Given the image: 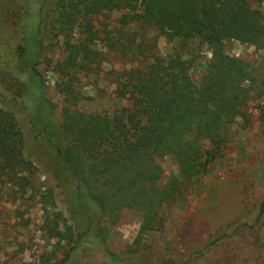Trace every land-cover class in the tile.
<instances>
[{
  "label": "rangeland",
  "instance_id": "obj_1",
  "mask_svg": "<svg viewBox=\"0 0 264 264\" xmlns=\"http://www.w3.org/2000/svg\"><path fill=\"white\" fill-rule=\"evenodd\" d=\"M52 2L0 0V109L18 120L30 162L23 179L9 181L0 174V264H264V215L261 227L242 226L254 224L264 197V93L245 108L248 122L236 119L230 125L203 174L186 178L172 157L159 160V185L174 175L181 191L161 206L160 228L141 233V213L135 210L123 209L112 223L97 220V207L89 216L76 207L75 178L57 154L65 146L64 111L112 113L128 104L115 93L113 71L133 63L105 41L122 42L121 33L152 37V52L162 59L172 54L173 44L140 26L120 29L124 10L91 15L72 28L52 13L43 20L41 9ZM257 7L264 12V4ZM67 36L85 38L103 53L95 72L71 73V95L58 91L54 68L64 57ZM194 47L197 60L189 74L198 83L211 54L206 45ZM224 49L264 72V50L235 40L225 41ZM213 239L217 243L203 250ZM94 245L113 257L101 249L93 255Z\"/></svg>",
  "mask_w": 264,
  "mask_h": 264
},
{
  "label": "trees",
  "instance_id": "obj_2",
  "mask_svg": "<svg viewBox=\"0 0 264 264\" xmlns=\"http://www.w3.org/2000/svg\"><path fill=\"white\" fill-rule=\"evenodd\" d=\"M52 1L41 9L43 20L52 13L56 22L63 20L72 28L91 15L124 10L120 29L140 26L173 44L172 54L162 59L152 52V37L121 33L122 42L107 39L109 49L127 53L133 63L113 71L115 93L128 104L112 113L64 111L60 133L65 146L57 150L75 178L78 209L89 216L97 207V220L104 217L112 223L123 209L135 210L141 213V233L156 230L161 206L181 192L174 175L159 185V160L172 157L186 178L203 174L223 147L230 125L236 119L248 122L245 108L264 93V72L224 49L225 41L235 40L264 50V12L257 7L264 0ZM195 45H206L211 54L198 83L189 74L197 60ZM63 47L64 57L54 66L57 88L71 95V73L95 72L103 53L85 38L67 36ZM29 166L18 120L0 109V174L9 181L23 179L20 174ZM263 215L264 197L254 224H243L244 230L261 227ZM216 243L209 241L203 250ZM93 248V255L101 249L113 257L101 245Z\"/></svg>",
  "mask_w": 264,
  "mask_h": 264
}]
</instances>
